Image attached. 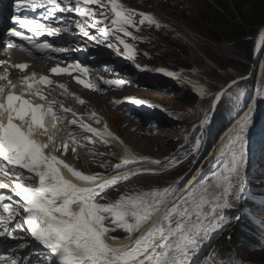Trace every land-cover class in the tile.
<instances>
[{
  "label": "snow or ice",
  "instance_id": "obj_1",
  "mask_svg": "<svg viewBox=\"0 0 264 264\" xmlns=\"http://www.w3.org/2000/svg\"><path fill=\"white\" fill-rule=\"evenodd\" d=\"M8 2L16 11V14L11 15L13 23L29 29L36 33V36L40 35V30L32 27L27 20L21 19L24 10L45 9L48 16L43 18L46 19L51 18L56 9L74 12L80 17H94L96 13L88 5L99 4L101 9L107 10L110 4V11L113 14L112 24L118 26V31L127 36H132V33L128 32L124 25L135 26L137 23L133 19L135 16L140 17V24L147 22L155 24L156 27L160 26L150 13L128 9L117 0H107L106 3H102L101 0H14V3L13 0H8ZM82 3L84 7H81ZM99 14L103 16L104 12L101 11ZM101 22L94 21L91 27H97ZM77 27L85 36L95 39L97 43H104L109 35L108 29L98 27L99 36L91 35L87 22H78ZM57 32L56 28L48 29L50 35ZM9 35L28 40L34 48L41 51L48 49L53 52L64 51L52 47L47 42L37 43L35 39L23 35L15 28L9 29ZM133 38L138 39V37ZM117 39L123 45L127 59L132 60L134 57L132 46L119 37ZM111 46L109 44V47ZM15 67L23 70L27 65L20 63ZM75 67L81 72L84 71L79 64ZM50 71L57 74L65 73L69 68L56 66ZM157 71L164 70L157 69ZM7 75L6 68L4 76L0 79H5ZM165 75L176 74L165 72ZM32 79L33 77L24 76L23 82ZM40 82L51 83L48 77L43 75L40 76ZM79 83L85 84L83 80ZM105 83L120 86L125 81L111 80ZM232 83L235 84V81ZM85 86L97 88L93 83ZM15 87L16 85L11 81L0 85V172L4 177L17 178L11 186L12 195L4 194L3 190L9 188V184L6 180L0 179V205L7 212L6 217L0 216V229H3L0 230V237L16 235L9 230L13 227L21 233H30L32 242L43 246L46 261H41V264H190L192 256L210 241L211 233L220 227L222 217L218 210L230 207V197L235 195L238 198L243 191L247 165L246 137L248 124L251 122V108L234 129L230 130L226 141L222 142L219 154L215 156V159L223 161L219 166L220 173L214 177L217 191L208 193V186L205 185L202 186L197 197L193 182L190 181L186 192L168 208L159 221L136 238L132 244H109L105 239L107 233L119 227L131 237L141 224L147 222L158 211L167 196L171 194V189L165 188L132 198L121 196L115 204L98 203V198L102 197L106 189L141 173L138 171L135 174L111 178H105L100 174L84 175L64 164L56 156L46 155L44 149L49 146L53 151L59 150L58 145L41 143L37 139V136L46 134L44 118L51 116L55 121L57 117L51 106L54 101L46 100L47 106L33 104L25 99L23 94H14L12 89ZM28 87L31 89L32 85L29 84ZM196 91L201 96L207 95L203 86L197 87ZM35 93L46 99L39 89H35ZM223 94V91L219 93L217 99ZM70 123L76 124L77 121L73 120ZM80 127L89 133L99 134L96 129L87 125L81 124ZM41 129L45 131L41 132ZM108 135L112 134L108 133ZM49 140L51 141V137ZM128 155L130 158L123 159L115 168L146 162L138 161L130 153ZM60 165L78 180L93 186L81 187L65 179L61 174ZM101 166L105 167V165ZM37 178L38 184L31 186L32 181ZM193 180L196 181L197 178L194 177ZM25 183L28 186H25ZM14 197H19L20 200L15 201V206H12ZM205 205H210L212 211L203 214L201 209ZM165 222L167 227L162 226ZM112 239L116 238L112 237ZM23 259L21 257L20 261ZM20 261L14 254L9 257L0 255V264H20ZM28 264H31V261H28Z\"/></svg>",
  "mask_w": 264,
  "mask_h": 264
},
{
  "label": "rangeland",
  "instance_id": "obj_2",
  "mask_svg": "<svg viewBox=\"0 0 264 264\" xmlns=\"http://www.w3.org/2000/svg\"><path fill=\"white\" fill-rule=\"evenodd\" d=\"M101 1L107 2V0ZM122 1L127 5L133 7L135 5L159 16L162 15L159 27L148 23H137L134 26V31L138 36L143 38V41L134 39L131 43L129 42L131 41L129 38L124 40L132 46L133 50H137V54H139V57L136 58L137 61L144 64L169 66L176 69L182 63L189 64V66L194 68L191 74L185 70L178 71L184 75L189 74L192 79L202 81L209 91H213L224 84L225 88L232 84L234 79L240 77L232 68L223 69V67H227L228 64L232 63L233 59L235 60L240 57L241 52L238 47L235 44L233 46L210 44L201 32L200 27L187 24L181 17L182 13L188 12V9L196 10L200 7L202 8L204 6L202 3L205 0ZM109 23L112 24V19ZM253 40L252 38L249 62L250 71L248 73L254 69L258 61V58L254 57ZM114 45V48L124 52L122 44L115 42ZM170 46L173 48H170ZM174 48L175 54L174 52L170 53L169 50L171 49L172 51ZM111 57L114 58L113 55ZM126 66L129 67L128 69L132 74L129 75V79L126 77L128 80L132 79L131 84L121 91L109 93V96L103 97L101 104L98 105L97 102L93 104L106 113L104 117L108 118L112 128L132 147L135 156L146 157L148 158L146 163L154 165L153 167H146L145 164H142L143 170L148 171L150 168L153 169L157 166L156 168L159 171L157 173H150L149 175H136L132 179V182L127 184L122 183L123 185L115 187L110 193L105 192L98 203L115 204L122 195L125 198H132L144 193L169 188L171 189V194L164 200V205L169 197L176 193L181 185L184 184V181L187 179L184 176L190 173L195 166L199 157L198 154L202 151V148L194 155L187 157L186 159L188 160L179 163L176 168L169 169L170 166L194 151V138L199 137V139H202L208 145L222 126H226L233 121V118L243 109L245 103L250 98L255 97L250 91L251 89L254 90L255 83L251 87L252 80L250 78L248 81L243 79L232 85L221 99L219 112H216V120L208 125L209 123H205L210 120L209 116H211V102L209 99L204 100L195 97L194 102H189L184 97L186 87L179 80L169 81L159 76H147L138 72L137 69L129 66V64ZM97 99H100V97ZM117 100L137 121H133L124 114L115 113L117 111L115 109L117 106L115 101ZM135 101H141L142 103L138 104ZM256 132L257 134H254ZM86 138L88 143L81 145V149L78 150L79 154L71 151L75 157H71L72 154L69 151L65 152L63 149L61 151L64 152L65 157L76 161L77 169L82 174L94 175V169L99 171L102 168L101 164L106 161L111 163L115 160L107 154L110 152L107 147L102 145L103 142L93 137ZM246 139L247 161L248 159L250 160V156H253L257 152L255 150L260 146L257 153L259 154V161L257 159L248 179L244 181L245 189L239 195L241 199L240 203L242 204L240 206L245 211V204L249 203V201L252 205L255 203L256 217L253 224L259 248H249L247 251L241 253L240 256L238 255V257L228 262H232L233 264H264V205H258L253 201L254 198L264 201V106L262 104L252 108L251 122L248 124ZM103 154L105 155L103 156ZM210 156L211 154L205 163L208 162ZM98 161L99 163L97 164ZM206 165L207 169L209 164ZM161 171L163 172L161 173ZM193 175L189 178L191 179ZM129 191L134 194H131ZM212 192L215 191H208V193ZM199 194L200 191H197V196ZM207 207L211 206L207 205ZM226 219L224 223V218H222L220 231L215 234L217 236L212 239L210 245L203 252L205 258L208 257V250L211 251L215 248L219 240H223L224 236H227L229 232H232L236 227L241 225L244 215L230 214ZM136 232L137 230L132 233L131 237ZM112 233L118 237H129V234L119 227L112 231ZM209 260L214 261L211 257H209Z\"/></svg>",
  "mask_w": 264,
  "mask_h": 264
},
{
  "label": "trees",
  "instance_id": "obj_3",
  "mask_svg": "<svg viewBox=\"0 0 264 264\" xmlns=\"http://www.w3.org/2000/svg\"><path fill=\"white\" fill-rule=\"evenodd\" d=\"M202 5H204L202 8L196 10L188 9V12L182 13L181 17L187 24L200 27L210 44L229 46L235 44L241 55L223 69L232 68L239 75H246L249 72L251 40L256 31L264 25V0H205ZM170 48L173 47L170 46ZM169 51L175 54V48ZM181 65L190 67L185 63ZM184 95L189 102H194L195 97L189 89H185ZM219 107L220 104L215 109L210 124L216 120ZM245 223L248 224L247 221ZM245 225L241 224L230 234L228 233L229 236L220 240L214 251L216 260L232 261L241 253L256 246L257 241L245 232Z\"/></svg>",
  "mask_w": 264,
  "mask_h": 264
},
{
  "label": "bare ground",
  "instance_id": "obj_4",
  "mask_svg": "<svg viewBox=\"0 0 264 264\" xmlns=\"http://www.w3.org/2000/svg\"><path fill=\"white\" fill-rule=\"evenodd\" d=\"M119 4H121L120 2H118ZM125 7V6H124ZM152 16L155 18V20L156 21H162V18H161V16H159L158 14H152ZM264 32V31H263ZM254 41V43H253V45L256 43V41L255 40H253ZM259 43L260 42H258V43H256L257 44V46H259ZM5 52V51H4ZM8 52H10V51H8ZM91 55V57H93V56H95L96 55V53H91L90 54ZM123 68H124V70H126L125 72H128V75H132L131 74V71L128 69V67H124V66H122ZM119 68V67H118ZM161 69H163L164 71H163V73H165V72H169V70H167V69H165V68H161ZM259 72H258V77H257V80H258V83H257V85H256V90H255V93H254V98L252 97V99L250 98V100L249 101H251L250 103V105H249V107L247 106V104L249 103H247L246 104V108L248 107V110L247 111H245L243 114H242V112H243V110L240 112V113H238L234 118H233V121H231V123L224 129V133L222 134V136L220 137L221 138V140L218 142V144L216 145V148H214V150L212 151V153H211V156H210V159L208 160V162L207 163H203L199 168H197L196 167V172H195V174L191 177V179L190 178H188L187 179V181L183 184V188L181 189L182 191L180 192V193H177V198L176 199H174L173 201H170L169 202V204L167 205V206H165L164 207V209H161V210H159V212H158V214H157V216H156V218L152 221V222H150V225L152 226L154 223H156L157 221H159L160 219H161V217L164 215V213L168 210V208L175 202V201H177V199L178 198H180L181 197V195L183 194V193H185L186 192V189H188V187H189V182L190 181H192L193 182V186H194V188L196 187V190L197 191H200V189L202 188V186H205V185H207L208 187H207V191H217V189L215 188V185H214V177H215V175L216 174H218V173H220V165H222L223 164V161L222 160H219V159H215V156L216 155H218L219 154V150H220V148H221V145H222V142H225L226 141V137L228 136V134H229V132H230V130H232V129H234V126H236L237 125V123L241 120V118L242 117H244L245 116V114L246 113H249V110H250V108H251V111H252V108L254 107V106H256V105H263L264 106V86L263 87H260V79H259V75L262 73L263 75H264V59L262 60V62H261V64H260V67H259V70H258ZM100 75H105V73L103 72V71H100V73H99ZM263 77V76H262ZM132 80V79H131ZM131 80H129V81H127L128 83H130L131 82ZM262 80H264L263 78H262ZM197 87H200V85H197V86H194V88H195V91H196V89H197ZM253 91V90H252ZM197 92V91H196ZM198 93V95H200L199 94V92H197ZM201 96V95H200ZM90 97H93L94 99H97L98 97H99V95H91L90 94ZM82 106L81 105H79L78 106V109H82L81 108ZM105 113V112H104ZM239 117V118H238ZM104 122V121H103ZM104 128H105V130H103V131H101L100 132V135H101V137L103 138V139H105V140H107V141H109V142H107V143H103L102 145L103 146H105V147H107L108 148V151L109 152H113V153H117V152H120L121 153V155H122V158L123 159H125V158H130L129 157V153L131 154V155H133V156H135V153L133 152V149H132V147L126 142V141H124L123 140V138L119 135V134H117L115 131H114V129L112 128V127H109L108 125H107V123L106 122H104V126H103ZM109 127V128H108ZM108 133H111L112 135L111 136H109L108 135ZM254 134H257V132L256 133H254ZM118 138V139H117ZM41 143H46L47 142V138L45 137H43V138H41V140H40V138H37ZM259 148H257V152L253 155V157H254V163H253V166H255V163H256V161H257V159L259 158L258 156H259V154H257L258 153V150L260 149V146H258ZM253 149V148H252ZM252 149H251V151H252ZM136 157V156H135ZM137 158V160L138 161H147V159L148 158H146V157H136ZM208 159V158H207ZM206 159V160H207ZM251 159H252V156H250V160L248 159V161H247V165H246V168H245V173L247 172V168L249 167V165H250V161H251ZM258 161H259V159H258ZM153 163V162H152ZM206 164H209V166H208V168L206 169V167H207V165ZM146 165H149V164H145V166ZM204 167H205V169H204ZM129 168V169H128ZM128 168H126L125 169V171H121V170H119V171H117V172H114V173H111L110 175H108V176H106L105 178H111L112 176H121V175H124V174H135V173H137L138 171L141 173V176H143V172H144V167H142V164H138V165H132V167H128ZM199 169V170H198ZM205 170V171H204ZM148 172V173H147ZM149 172H150V170H148V171H146V173H147V175H149ZM64 173V172H63ZM160 174V173H159ZM199 174V175H198ZM134 177H136V175H134ZM194 177H196L197 178V180L196 181H194L193 180V178ZM131 178H132V176H131ZM160 178V177H159ZM245 178H246V175H245ZM66 179H68V180H70V178L67 176V178ZM35 181H37V180H35ZM71 181V180H70ZM244 181H245V179H244ZM130 182H132V180L131 179H129V180H127V182L125 183V184H127V183H130ZM146 184V183H145ZM93 185H86V186H84V187H92ZM129 186V185H128ZM199 186V187H198ZM112 187V186H111ZM146 189V188H145ZM148 189V188H147ZM245 188H243V190H244ZM114 190V188H111V190H110V192H112ZM149 190V189H148ZM196 191V192H197ZM130 192V191H129ZM128 192V193H129ZM141 192V191H140ZM146 192V191H145ZM131 193V192H130ZM144 193V192H143ZM142 193V194H143ZM131 194H134V193H131ZM130 194V195H131ZM128 195V194H127ZM123 196V195H122ZM141 196V195H140ZM174 196V195H173ZM199 196V195H198ZM197 196V197H198ZM127 197V196H126ZM240 196L237 198L235 195H233V196H231L230 197V200H229V202H230V207H225V208H222V209H219L218 211H219V215L223 218L224 217V215L227 217L228 215H230V214H241V212L242 211H240L241 210V206H240ZM167 207V208H166ZM212 211V207H207V205H205L202 209H201V212L203 213V214H207V213H209V212H211ZM252 217H253V215H251ZM173 219H175V217H173ZM193 219H195V217H193ZM149 223V222H148ZM221 224H222V221H221ZM163 227H167V224H166V222H165V224H163L162 225ZM221 226V225H220ZM223 226V225H222ZM143 228V227H142ZM143 229H146V227H144ZM220 229H221V227H219V228H217V229H215V231L214 232H212L211 233V237H210V239L211 238H213V237H215L216 235V233L217 232H219L220 231ZM0 230H2V229H0ZM212 234H213V236H212ZM106 237H107V235H106ZM105 237V239H106V242L107 243H109V244H114V245H130V244H132L133 242H134V240L133 239H130V237H116V239L115 240H110V239H107ZM0 242H2V241H0ZM208 244V242L207 243H205L202 247H200L199 248V250L192 256V258H194V257H196L197 255H198V252H200L201 250H202V248L204 247V246H206ZM210 245V244H209ZM27 247H30V245H27ZM6 248H4V250H5ZM13 255V253H7V254H5V257H9V256H12ZM192 260V259H191ZM190 263H191V261H190ZM214 264H216V263H214Z\"/></svg>",
  "mask_w": 264,
  "mask_h": 264
}]
</instances>
